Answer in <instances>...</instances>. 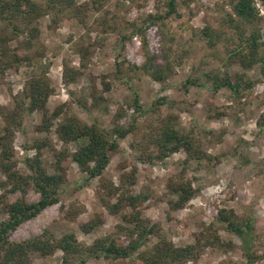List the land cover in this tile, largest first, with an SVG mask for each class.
Listing matches in <instances>:
<instances>
[{"label": "rangeland", "instance_id": "374dc122", "mask_svg": "<svg viewBox=\"0 0 264 264\" xmlns=\"http://www.w3.org/2000/svg\"><path fill=\"white\" fill-rule=\"evenodd\" d=\"M227 1L176 0L178 16L169 17L165 25L147 27L144 36L133 34L132 30L146 28L148 15L167 10L163 4L157 9V0H78L73 9L79 13L68 9L58 17L46 14L37 20L33 42L43 52V68L37 71L46 73L52 88L47 117L59 106H66L65 113L51 120L42 132L41 113L23 114L12 137L16 168L26 174L24 160L38 155L44 167L54 172L59 154L73 150L60 141L56 132L65 116L105 129L121 125L134 130L110 155L101 178L84 183L79 191L62 194L59 203L19 225L10 241L21 242L49 230L56 237L72 233L84 245L110 235L124 242L118 226L123 224L122 216L131 210L124 207L116 215L109 212L105 204L116 202L103 188L109 183L133 195L145 196L137 207L141 218L155 224L160 235L176 247L193 244L196 235L213 224L221 209L237 214L251 210L256 234L264 236V79L258 68L243 71L235 64L227 66L225 43L209 47L198 35L205 27L230 35L225 17L231 13ZM255 7L259 17L256 25L264 40V5L255 0ZM1 26L0 23V32ZM164 35L173 40L163 39ZM124 36L130 38L124 40ZM79 47L89 51L84 67ZM145 52L155 56L157 64H169L171 76L157 82L138 70L131 71L145 62ZM64 65L80 72V77L68 85L63 82ZM30 72L29 68L19 67L5 72L0 80V133L5 116L23 104L21 93ZM223 73L233 79L243 75V80L253 85L238 94L226 89L213 92L207 74ZM188 80L199 87L186 88ZM136 95L140 111L133 107ZM162 120H171L170 129L191 137L205 156L191 159L179 150L162 157L157 147ZM39 145L42 147L37 150ZM62 165L66 185L83 178L69 158ZM4 181L0 174V220L6 219L4 207L23 197L20 192H9L10 187L2 185ZM179 183L190 184L195 194L176 210L172 209L176 199L170 195L169 186ZM24 199L36 202L38 195L29 187ZM90 222L95 227L85 233L81 226ZM215 226L228 246L207 248L196 263L186 264H246L239 239L221 225ZM156 241V237H151V243ZM257 247L259 259L251 264H264L263 251ZM132 260L120 263L92 259L88 264H131ZM61 263L60 251L44 258L32 257V264Z\"/></svg>", "mask_w": 264, "mask_h": 264}, {"label": "trees", "instance_id": "16d2710c", "mask_svg": "<svg viewBox=\"0 0 264 264\" xmlns=\"http://www.w3.org/2000/svg\"><path fill=\"white\" fill-rule=\"evenodd\" d=\"M78 0H44L42 5L32 0H0V80L5 72L26 67L31 70L21 93L22 106H18L5 116V125L0 133V174L5 178L3 186H9V192H20L23 197L7 204L4 207L6 219L0 220V264H32L33 255L48 257L60 251L62 253L61 264H88L89 260H111L124 263L132 260L131 264H186L196 263L202 252L207 249H221L226 244L218 234L215 225H221L225 231L237 237L241 244V252L246 264H251L259 256L256 247L261 248L264 256V236L260 237L255 230V215L251 210L245 209L242 214H237L231 209L218 211L211 226L200 231L195 242L183 247H176L172 242L161 236L155 224L141 218L137 207L145 199L143 195H133L130 191L116 187L114 184H104L110 199L116 198V202H107L106 208L112 214H118L124 207L131 210L127 215L122 216V225L118 226V232L124 237L120 242L117 236H105L95 240L91 245H84L77 241L72 233L56 237L49 230H44L40 235L31 237L21 242H12L9 237L19 225L25 223L43 210L51 207L60 201L63 194L79 191L84 183L96 178H101L110 162V155L118 149L119 142L125 139L132 131V127L125 128L116 125L112 129L102 128L96 123L90 125L81 123L76 117L65 116V120L57 126L56 132L63 144L73 147L60 153L54 167V172H49L40 156L26 158L24 167L26 174L21 173L17 168L12 150V137L14 129L20 127L24 113L37 111L43 116V127L47 129L51 120L62 116L65 104L55 109L50 117H47V102L52 93L49 78L45 72L38 73V68H43V52L36 46L35 40L37 20L48 14L57 16L66 10L75 14L78 9H73ZM264 5V0H258ZM167 9L164 13L148 15L145 18L146 28L132 30L133 34L144 36L149 26L165 25L172 15H177L176 0H157V9L161 5ZM227 4L231 13H226L227 27L230 35L217 32L215 29L205 27L198 32V35L205 40L209 47H216L218 43L224 42L226 49L227 66L237 65L243 71L258 68L260 76L264 79V40L260 36L257 27L259 20L258 11L255 7V0H228ZM79 13V12H78ZM178 16V15H177ZM133 25V24H132ZM28 36V38L25 37ZM124 40L129 36H124ZM25 40L23 42V39ZM172 41L170 35H164L163 39ZM237 39V40H236ZM22 40V41H21ZM15 43V45L13 44ZM143 45L146 49V42L143 37ZM230 48H229V47ZM21 53V54H20ZM81 56V65L88 56L87 48H78ZM145 62L139 67L130 68L131 71L138 70L140 73L150 77L153 81L161 82L170 77L172 67L169 64H157L156 57L145 52ZM167 59V56H163ZM84 60V61H83ZM35 69V70H34ZM80 77V72L63 66V82L65 85L75 82ZM211 81V89L217 92L221 89L229 90L232 93L250 89L252 82H245L243 75H236L235 78L227 73L222 75L207 74ZM242 83H245L244 86ZM198 86L193 80L186 82L187 86ZM199 87V86H198ZM92 100L96 97L91 96ZM133 107L142 110L138 95L133 101ZM144 111H141V114ZM48 124V125H47ZM171 120H162V134L158 137L157 147L162 157H166L179 150H184L191 159L200 160L205 154L194 146L191 137L179 134L171 130ZM264 125V120L262 124ZM42 146H37L40 150ZM70 159L83 178L72 184L66 185V176L63 170V161ZM66 185V186H65ZM31 187L38 195L36 202H27L24 199L26 189ZM170 195L175 197L172 201V209H181L194 196L195 191L190 184L179 183L169 186ZM85 233L89 232L95 224L87 223L81 226ZM151 237L157 241L151 243Z\"/></svg>", "mask_w": 264, "mask_h": 264}]
</instances>
